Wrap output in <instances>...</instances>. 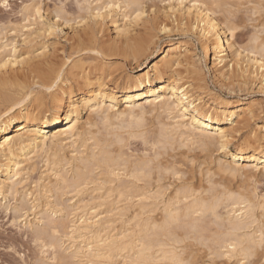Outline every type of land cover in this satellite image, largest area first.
<instances>
[{
    "label": "bare ground",
    "instance_id": "bare-ground-1",
    "mask_svg": "<svg viewBox=\"0 0 264 264\" xmlns=\"http://www.w3.org/2000/svg\"><path fill=\"white\" fill-rule=\"evenodd\" d=\"M144 1L106 0L88 12L100 26L118 8L108 6L118 4L126 18L130 13L143 21L144 14L137 18L136 13H145ZM176 1L168 4L179 11L174 23L185 35L197 37L216 75L237 79L240 87L258 81L264 88V37L256 33L247 46L238 43L239 26L224 0L184 1L183 7ZM37 8L28 12L37 14ZM158 12L143 25L157 26L161 33L169 26ZM127 21L119 24L111 17L116 35L105 44L89 33V22L73 29V51L61 61L49 58L47 49L29 58L15 43L10 48V43L1 44L0 64L11 60L0 68V207L1 199L21 195L13 221L24 216L21 221L31 230L42 224L33 232L41 264H175L190 261L201 249L198 244L238 264L263 258L264 193L256 183L264 177V124L256 123L249 139L233 141L254 119L260 102L233 101L212 92L200 60L183 40L161 46L149 61L156 33L149 27L147 34L133 33ZM118 59L148 69L112 78ZM55 127L60 128L51 130ZM141 131L147 132L148 145L137 155L131 144ZM106 151L115 159L159 160L150 175L131 178L130 165L124 178L113 181L107 168L96 170ZM40 163L44 170L34 178ZM169 169L191 181L194 191L186 193L174 179L167 184ZM210 179L217 187L207 194ZM29 181L37 189L26 187ZM60 190L75 192L78 199L70 205L65 199V204ZM22 210L25 214L18 215ZM174 213L179 224L173 222Z\"/></svg>",
    "mask_w": 264,
    "mask_h": 264
},
{
    "label": "rangeland",
    "instance_id": "rangeland-1",
    "mask_svg": "<svg viewBox=\"0 0 264 264\" xmlns=\"http://www.w3.org/2000/svg\"><path fill=\"white\" fill-rule=\"evenodd\" d=\"M84 1L85 0H0V46L1 44L4 43L5 44L10 43V46L8 47L10 48L12 44L15 43L18 52L20 51L22 54L25 53L24 56L26 55L25 57H29V58L30 57L33 58L35 57V54H39L40 52L42 53L44 49H47L48 51L47 55L49 56V58L52 57L51 59H54L55 61H61L62 59L63 60L67 59L68 54L70 52L72 53L73 51V49L71 48V45L73 43V41H71L73 40L71 38V36L73 35V31H72L73 29L75 30V29H79L80 26L81 27L86 26L88 25L89 22V25L91 24L92 26V28H88V31L90 30L89 33L90 34L94 33L97 39H99L100 42L103 41L105 44L106 42L108 43L110 39H113V37H115L116 35V32L114 31V26L111 23V17L113 18L116 17L119 24H122L128 20L127 22L132 27L130 28L131 29L134 28L132 30L133 33L140 32V34H142L145 32V34H147L148 32H150L149 29L148 31H146L147 27L151 29L152 34L156 33L155 39L157 44H153L154 46L152 49V53L149 55V61H152L154 59V56L157 54L161 46L165 45L170 41L183 40L184 42H187L186 45L191 50L190 53L194 55L193 58L195 60L196 59L200 60L201 64L198 61L199 63L198 65L202 66L203 76L204 77L206 76L205 79L207 80L209 87L213 90L212 92L217 93L220 96H223L224 98L233 101L236 100L244 101L250 98H255L257 99V101L260 102V104L257 107V111L254 119H252L250 124L244 127L241 130V132H238L239 134L237 133L235 135V139H233L235 143L241 140L249 139V137L251 136L250 130H252V127H255L256 123L264 124V88L260 87L258 81L254 84L240 87L241 84H239L237 79L235 80L222 79L223 77L216 75V71L213 68H210V66L212 65L210 63V60H205L201 45L198 42L197 37L191 35L190 36L185 35V32L181 29L182 27L174 23L173 19L175 20L176 14L179 15V11H177L176 9H169L168 4L169 1L175 3L177 2L176 0H145V1L143 0L146 10L142 18L143 21L142 20L136 21L135 19H133V16H131L130 13L126 18L122 14L124 7L115 8L112 10L113 14L112 12L110 13L112 16H109L105 20L103 25L100 26L95 25L94 21L91 19V14H89L88 11L91 10L94 6H101L102 4H104L106 0H91L92 2L90 5H88L90 0L85 2ZM184 1L188 3L191 0H184ZM224 1L228 3L226 7L232 11L231 18L235 20L238 23L237 26H239L236 32V41L238 43L247 46V44H250L251 42L250 39L252 38V35L256 33L259 36L261 35L262 37H264V29H263L264 0H224ZM4 3L8 4L7 8L4 7ZM81 4H85L86 8L82 9L83 5ZM25 7L27 8V10ZM29 8L32 9L37 8L39 10V12L37 13L38 15L34 14L35 12L33 10L32 13L34 15L31 14V11L29 13L28 12ZM152 9L153 11L151 12ZM157 11L161 12V13L158 12V14L160 15V21H163L164 24L169 26L170 29L169 31L160 33L159 28L157 26H152L147 24L148 26L146 25L145 27L143 25V22L146 20V18H149ZM162 11L166 12L167 14L162 13ZM173 15L175 16V18H173L174 17ZM85 18L86 20H84ZM48 27H52V29L48 30ZM36 28L39 29L37 30ZM140 30L141 31L144 30V31L141 32ZM91 31H93V33ZM104 40L107 41L105 42ZM31 55H33V57ZM35 60L38 59L35 58ZM129 60L127 61H124L122 59L117 60L118 66L115 67L114 69L115 71L112 78L118 75L125 76L130 72L138 74L148 69L146 68L144 70H139L140 66L138 65V63ZM186 66L188 67V64ZM126 77L127 76H125V78ZM107 84L110 87L113 86V83L110 80H107ZM207 99L208 98H205V100ZM85 113L86 112H84L83 114L85 115ZM59 128L60 127H55L51 130L55 131L58 130ZM244 136L246 138H244ZM132 140L133 141L131 144L132 147L131 149L134 150L135 153H139L138 151L140 152L144 151L145 145L143 144L142 141H140L141 139H132ZM218 155H219L218 152L214 153V157ZM210 165L215 166V162L210 163ZM41 166L43 167V163L39 164V167L36 170L37 173L36 172L34 173V178L37 175H39L42 169L44 170V167L42 168ZM197 166L198 165L196 162V169H199L198 168L199 166L198 167ZM196 169H195V174L197 180L195 179L194 182H198L200 178V175L199 176L197 175L199 174V172L196 173ZM1 177H5V175L1 174ZM259 179L256 183V186L260 194H262L264 193V177L260 176ZM167 181L168 183L169 182L171 183L173 182V178L172 180L171 179L169 180L168 178L165 179L166 183ZM31 182L32 181L26 183V187L28 188L30 187L31 189L33 188L37 189V187H35L36 182L35 183L34 181L32 183ZM60 192L63 194H61ZM60 192L58 191L57 195L59 196L61 194L60 197L62 196L61 197V199H63L62 201L64 202V200L66 199L65 202L68 203L69 205L73 204V202H75L78 199V196L75 197L76 196L75 192L67 193L61 190ZM169 192L171 193V189L169 190ZM56 193L57 192L54 191L55 195L52 196V199L56 198ZM18 196L19 197H17L16 200L10 196L11 201L9 200V198L5 200L1 199L3 206L0 207V264H41L40 251L37 249L38 247L35 245V242L33 240V232H35L36 229L41 227L42 224L41 223L36 224L38 225V227H34L33 230H31L27 227L28 225L26 226L21 221V219L24 218V216L23 217L21 216L18 219L19 221L18 220L13 221L14 214H17L16 212H14L15 210L13 209V207L14 206L20 207L22 203L21 195ZM7 201H10L11 204ZM7 203L9 204V206L6 207ZM5 207L7 208V210ZM29 211L28 214H29V218L31 219L33 218V214L32 211L31 212ZM21 212L18 213V215L25 214L26 210H22ZM118 222L117 224L115 222L116 230L117 227L118 230H120L121 228L119 229V227L123 226L120 221ZM64 223L66 225L68 224L71 225V220L69 221V219H66V222ZM210 233L212 232H209V234ZM61 235L62 236L64 235L62 231H61ZM186 242L187 243L192 242L195 244V240L193 241L186 240ZM197 244L198 242H196L195 245ZM198 245L201 246L200 251L199 250L195 251L194 256L190 259L191 263H189L190 261H188V262H184V264H208V263L234 264L236 262L233 261L235 259L228 260L226 258H222L221 256L213 255L210 253V251L206 249L205 246L202 247L201 244ZM62 253L65 255L64 252ZM193 258L196 260L195 263ZM257 258L259 259L261 258V260L259 261ZM253 260L255 261L254 264H257L258 263L257 261L260 262L259 264L261 263L264 264V257L262 258L261 256H253L249 260H244L245 262L243 264H253Z\"/></svg>",
    "mask_w": 264,
    "mask_h": 264
},
{
    "label": "snow or ice",
    "instance_id": "snow-or-ice-1",
    "mask_svg": "<svg viewBox=\"0 0 264 264\" xmlns=\"http://www.w3.org/2000/svg\"><path fill=\"white\" fill-rule=\"evenodd\" d=\"M180 2V6L183 7L184 6V0H179ZM196 4H193V7H196ZM4 7L7 8L8 4L4 3ZM112 7H119V5H109L108 8H112ZM143 7V6H141ZM144 13L142 12H137L136 16L137 18H139L141 15H143ZM225 27L227 28V24H225ZM165 32L169 31L170 29L168 28H164L163 29ZM11 60V57L9 58V61H6L3 64H0V68H4L7 66V63H9ZM147 132L145 131H141L139 133H137L136 135L133 136V139H141L143 140L145 146L148 145V139H147ZM123 143V142H121ZM261 144L264 145V140L261 141ZM153 148H156L157 145L153 144L152 145ZM221 151H224L225 149L223 148V146H221ZM262 150H264V148H262ZM137 155H140L139 153ZM143 157H148V152L145 151L143 154ZM115 154L111 153V152H105L102 159L98 162V166H97V171H100V165H102L103 167L108 169L109 175L112 178L113 181L115 180H119L124 178L127 173L130 170V165H132L131 167V171H132V177L131 178H135L136 176H141L144 177L146 175H150V170L152 169L153 165L156 164V161L159 160V157H155L154 160L152 161H148V160H138L136 158V156H133L131 158H126L121 156L119 159H115L114 158ZM169 175L177 181H181L183 187L185 188V192L187 193L189 190L194 191V186L193 183L191 181L186 180L180 173H177L175 171H173L172 169L168 170ZM60 177H57V180H59ZM87 186V185H85ZM217 187V185H214L212 183V180L210 179L208 181V193L210 194L214 188ZM201 192H203V188H201ZM198 195V193H197ZM262 200H264V197L261 198ZM33 211H35V208L32 209ZM261 218L262 221H264V205L261 206ZM199 214V213H198ZM174 220L173 222L175 224H179L180 221L178 219V213H174L173 214ZM167 225V222H165ZM169 227H171V225H167ZM54 233L56 235H59L58 232L55 231V228L53 229ZM175 264H184L183 261H176Z\"/></svg>",
    "mask_w": 264,
    "mask_h": 264
}]
</instances>
